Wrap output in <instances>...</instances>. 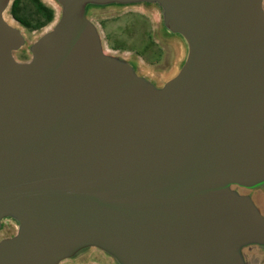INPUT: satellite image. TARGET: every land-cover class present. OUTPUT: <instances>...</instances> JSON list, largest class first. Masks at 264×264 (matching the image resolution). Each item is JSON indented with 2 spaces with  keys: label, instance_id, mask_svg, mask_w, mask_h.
Returning <instances> with one entry per match:
<instances>
[{
  "label": "water",
  "instance_id": "obj_1",
  "mask_svg": "<svg viewBox=\"0 0 264 264\" xmlns=\"http://www.w3.org/2000/svg\"><path fill=\"white\" fill-rule=\"evenodd\" d=\"M13 1L0 0V264L264 260V0H48L32 43L5 17ZM126 7L153 9L179 45L161 82L90 17Z\"/></svg>",
  "mask_w": 264,
  "mask_h": 264
},
{
  "label": "rangeland",
  "instance_id": "obj_2",
  "mask_svg": "<svg viewBox=\"0 0 264 264\" xmlns=\"http://www.w3.org/2000/svg\"><path fill=\"white\" fill-rule=\"evenodd\" d=\"M41 2L54 9L53 4L48 0H41ZM24 3L25 15L33 16V6L28 2ZM5 17L10 23L21 28L28 43L35 41L48 26L39 30H29L14 21L9 12L5 14ZM90 17L98 25L106 49L134 59L140 70L148 77L161 82L163 78L174 71L180 54L179 45L174 41L163 40L158 35L159 16L153 9L143 7L108 8L95 10ZM16 59L19 61L28 60L27 50L24 48L17 53ZM256 198L264 212V192H259ZM252 258L253 264H264L262 256L257 254ZM81 263L110 264L96 252H89L85 254L82 261L71 264Z\"/></svg>",
  "mask_w": 264,
  "mask_h": 264
},
{
  "label": "trees",
  "instance_id": "obj_3",
  "mask_svg": "<svg viewBox=\"0 0 264 264\" xmlns=\"http://www.w3.org/2000/svg\"><path fill=\"white\" fill-rule=\"evenodd\" d=\"M24 2H28L33 6V16L25 15ZM9 14L25 28L39 30L52 21L54 11L41 2V0H14Z\"/></svg>",
  "mask_w": 264,
  "mask_h": 264
}]
</instances>
